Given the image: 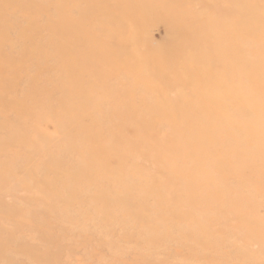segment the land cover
Instances as JSON below:
<instances>
[{
  "label": "rangeland",
  "instance_id": "374dc122",
  "mask_svg": "<svg viewBox=\"0 0 264 264\" xmlns=\"http://www.w3.org/2000/svg\"><path fill=\"white\" fill-rule=\"evenodd\" d=\"M0 264H264V0H0Z\"/></svg>",
  "mask_w": 264,
  "mask_h": 264
},
{
  "label": "bare ground",
  "instance_id": "6f19581e",
  "mask_svg": "<svg viewBox=\"0 0 264 264\" xmlns=\"http://www.w3.org/2000/svg\"><path fill=\"white\" fill-rule=\"evenodd\" d=\"M92 14H93V13H92ZM108 15L111 16L110 13H109ZM108 15H107V18H109ZM112 15H113V14H112ZM113 16H115V15H113ZM117 19H119V18H117ZM112 20H114V19H112ZM108 21H110V20H108ZM117 21H118V20H117ZM119 24H120V23H119ZM113 29H116V28H113ZM117 30H119V26H118ZM112 35H113V34H112ZM110 43H111V42H110ZM109 45H110V44H109ZM109 45H108V46H109ZM121 45H122V43H121ZM105 46H107V45H105ZM102 47H103V49H104V45H103ZM121 47H122V46H121ZM110 48H111V47H110ZM114 49H116V47L113 48L112 51H113ZM104 50H105V49H104ZM120 50H121V48H120ZM101 51H102V50H101ZM117 51H118V50H117ZM99 52H100V51H99ZM113 52H116V50H114ZM104 53L107 54L106 50H105ZM109 53H110V52L108 51V54H109ZM111 53H112V52H111ZM102 54H103V53H102ZM108 54H107V55H108ZM99 55H101V54H99ZM113 55H114V54L112 53V56H113ZM115 55H116V53H115ZM109 56H110V55H109ZM103 57H104V59H103V61H104V60H105V56H103ZM110 57H111V56H110ZM110 57H109V58H110ZM110 59H111V58H110ZM106 60H109V59L106 58ZM112 60H114V59H112ZM112 60H109V61H112ZM109 61H108V62H109ZM106 63H107V62H106ZM254 110H255V109H254Z\"/></svg>",
  "mask_w": 264,
  "mask_h": 264
}]
</instances>
